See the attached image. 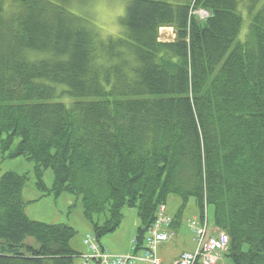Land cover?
<instances>
[{"label":"trees","instance_id":"1","mask_svg":"<svg viewBox=\"0 0 264 264\" xmlns=\"http://www.w3.org/2000/svg\"><path fill=\"white\" fill-rule=\"evenodd\" d=\"M121 23L106 40L63 4L0 0L2 159L34 160L44 194L77 195L98 240L135 207L140 250L176 194L213 207L231 264H264V0H130ZM26 182L0 177V264H73L75 228L32 220Z\"/></svg>","mask_w":264,"mask_h":264},{"label":"rangeland","instance_id":"2","mask_svg":"<svg viewBox=\"0 0 264 264\" xmlns=\"http://www.w3.org/2000/svg\"><path fill=\"white\" fill-rule=\"evenodd\" d=\"M56 4H63L69 11L76 15L88 19L92 26L96 29L100 38L109 39L120 36L124 27L121 20L127 13V6L130 0H69L64 3L63 0H52ZM172 3H185L189 0H166ZM263 2L257 6L259 8ZM240 9L244 15L243 28L239 39L245 40L251 17L248 16L247 8L244 4H240ZM201 11V10H200ZM200 11H195L199 15ZM176 38L174 28H162L160 30V40L173 41ZM105 60V59H104ZM61 87V86H60ZM6 134L0 136V177L8 171L16 172L27 177L24 187L23 197L29 203L26 206L28 216L32 220L43 221L46 223H65L73 226L76 234L71 239V245L80 253L88 251L85 244V236L93 234V224L86 219L81 199L74 194L64 193L59 197L53 194H44L36 186L37 176L35 173L36 163L34 160L25 156L15 158L2 159V139ZM19 137L12 140V144L7 152L17 147ZM42 178L47 187L51 188L55 182V174L51 168L43 170ZM184 200L179 195H172L166 204L167 213L175 220V224L171 228L175 230L176 236L171 240L160 245L159 255L163 257L165 262L171 261V258L183 250L188 248L195 249L197 247L195 231L191 222L201 224L205 221L204 215L200 213L199 206L194 197H189L183 206ZM124 219L121 226L112 233L107 234L99 239V244L115 254H127L133 252L134 239L140 226V217L135 207L126 206L123 208ZM209 232L219 231L214 224V209L212 206L208 208ZM27 242L36 244L34 238L28 237Z\"/></svg>","mask_w":264,"mask_h":264},{"label":"built area","instance_id":"3","mask_svg":"<svg viewBox=\"0 0 264 264\" xmlns=\"http://www.w3.org/2000/svg\"><path fill=\"white\" fill-rule=\"evenodd\" d=\"M200 16L209 13L201 10ZM173 218L167 213L166 205L159 207L157 218L145 236L143 247L137 251V238L134 239L133 252L115 254L101 246L95 234L85 236L88 251L78 254L73 264H231L227 258L230 237L225 231L209 232V221L206 216L201 224L192 223L196 234L197 248L195 251H184L175 260L165 262L159 255L161 243L167 242L174 235L170 227Z\"/></svg>","mask_w":264,"mask_h":264},{"label":"crops","instance_id":"4","mask_svg":"<svg viewBox=\"0 0 264 264\" xmlns=\"http://www.w3.org/2000/svg\"><path fill=\"white\" fill-rule=\"evenodd\" d=\"M162 28H172V27H162ZM161 28V29H162ZM160 29V30H161ZM25 190V189H24ZM23 194H24V191H23ZM172 231L174 232V235H173V237H175L176 236V232H175V230H174V228L172 229ZM172 237V238H173ZM171 240V239H170ZM162 244V243H161ZM160 244V245H161ZM159 248H160V246H159ZM196 249V248H195ZM195 249H192L191 247L190 248H188V249H186V250H183V251H194ZM182 251V252H183ZM182 252H180L179 254H177V255H175V256H173L172 258H171V261H173V260H175ZM162 259H163V257L162 256H160ZM164 260V259H163ZM171 261H169V262H171Z\"/></svg>","mask_w":264,"mask_h":264}]
</instances>
